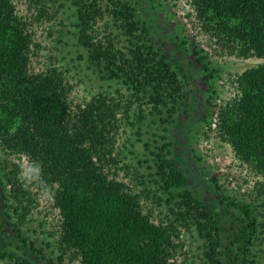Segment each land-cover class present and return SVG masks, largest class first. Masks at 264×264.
Returning <instances> with one entry per match:
<instances>
[{
  "label": "trees",
  "instance_id": "trees-1",
  "mask_svg": "<svg viewBox=\"0 0 264 264\" xmlns=\"http://www.w3.org/2000/svg\"><path fill=\"white\" fill-rule=\"evenodd\" d=\"M188 1L198 10L203 29L224 49L241 58L264 59V0ZM75 5L79 40L91 62L105 79L123 83L138 101L146 99L151 114L160 116L165 110L167 118L160 121L171 125L184 106L187 85L137 20L135 7L129 0H78ZM106 18L120 30L124 47H118L114 33L103 39L93 34ZM31 44L13 1L0 0V141L8 152L25 155L38 165L51 186L62 217L61 244L81 264H173L181 248L180 230L194 229L204 241L205 264H226L219 220L190 191L188 177L170 158L172 143L167 135L154 155L162 182L158 184L168 195L167 203L176 202L177 208L171 210L173 219L156 224L125 184L110 178L96 161L121 105L99 97L73 112L56 71L30 72ZM197 54L209 94L218 71L199 50ZM237 83V98L219 110V128L236 156L264 175V65L247 69ZM210 102L207 114L212 117L217 106ZM7 184L11 199L23 210L20 214L15 208V212L25 221L30 210L23 205L29 193L12 173ZM211 185L215 192L222 191L216 178ZM219 198L241 223L232 243H240V263L257 264L253 249L260 221L255 205L230 201L224 195ZM2 229L0 222V253L5 242Z\"/></svg>",
  "mask_w": 264,
  "mask_h": 264
},
{
  "label": "rangeland",
  "instance_id": "rangeland-1",
  "mask_svg": "<svg viewBox=\"0 0 264 264\" xmlns=\"http://www.w3.org/2000/svg\"><path fill=\"white\" fill-rule=\"evenodd\" d=\"M12 1L32 40L29 64L32 74L56 71L68 92L73 112L99 97L107 98L111 105V101L121 105L108 127V143L99 147L96 158L104 173L124 183L153 222L167 223L174 218L171 210L177 206L176 202L167 203L168 195L158 184L154 155L164 143L162 136L167 135L172 143L170 158L188 177L190 191L212 208L219 220L223 245L227 247L223 253L225 263L241 264L240 243L232 244L241 223L227 203H220L221 195L230 201L255 205L260 229L253 253L256 263L264 264V175L236 156L223 139L218 120L220 108L238 96L237 78L249 68L264 65V59H245L224 49L203 29L198 10L188 0H129L156 48L170 59L187 85L184 106L171 125H163L160 118H167L165 110L160 116L151 114L146 99L138 101L126 85L105 79L100 68L91 62L87 48L79 40L75 5L78 0ZM110 32L116 36L119 48L127 44L110 18L99 21L93 34L103 39ZM198 50L218 71L209 94L197 61ZM208 101L210 106L213 103L217 106L212 117L207 114ZM165 129L168 131L164 132ZM11 173L24 183L29 193L23 205L30 210L25 221L16 214L15 208L20 214L23 210L11 199V187L5 185ZM213 178L221 186L219 193L211 185ZM0 222L5 239L0 264H81L61 244L62 217L40 168L27 156L8 152L1 141ZM180 231L181 248L173 264H205L204 241L197 231ZM10 254L14 256L11 258Z\"/></svg>",
  "mask_w": 264,
  "mask_h": 264
}]
</instances>
